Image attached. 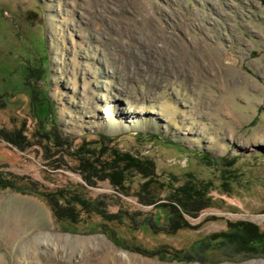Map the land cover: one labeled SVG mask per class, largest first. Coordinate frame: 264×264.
Masks as SVG:
<instances>
[{
    "label": "rangeland",
    "instance_id": "1",
    "mask_svg": "<svg viewBox=\"0 0 264 264\" xmlns=\"http://www.w3.org/2000/svg\"><path fill=\"white\" fill-rule=\"evenodd\" d=\"M0 130L27 139L0 138L21 182L0 183V264H264L224 237L264 232V0H0ZM113 148L154 162L159 203L192 181L211 206L178 218L79 161Z\"/></svg>",
    "mask_w": 264,
    "mask_h": 264
},
{
    "label": "trees",
    "instance_id": "2",
    "mask_svg": "<svg viewBox=\"0 0 264 264\" xmlns=\"http://www.w3.org/2000/svg\"><path fill=\"white\" fill-rule=\"evenodd\" d=\"M0 138L21 149H23L25 147L24 145L27 143V139L21 130L17 132H7L5 130H0ZM56 138L58 140L60 139L58 135ZM84 154L85 155L79 158L81 165H83V167L88 166V169H92L94 174H97L99 169L108 171L106 174L107 179L113 182V184L116 186H122L128 173L135 172L141 174L143 178H145V182L142 183L138 196L140 198L141 204L143 205L155 206V208L163 206L178 218L182 217L183 213L195 215L211 206L210 198L207 197V187L203 183H193L192 181H188L184 185L177 187L175 191L167 198V203L164 205L159 203L163 199L157 195V190L155 191L156 187L153 179L155 167L154 162L150 159L134 156L127 152L123 153L117 148L112 149L110 159H107L105 162L97 158L96 151L94 150L91 151V149H87L84 151ZM236 162L237 159L233 158L230 160L229 164L232 166ZM87 178H89V176H87ZM0 183L3 184L4 187H15L17 186L16 184L21 182L18 180H16V182H12L10 180L8 181V179H5L4 177H0ZM47 196L51 200V203L53 202L57 206L58 197L70 199L64 194V191L62 190L57 191L56 193H48ZM69 203L70 206L68 208H70L73 212H75L77 203L82 206H86L87 204L85 201H81L77 197H75L73 200H69ZM55 215L57 218H59L57 214ZM185 226L186 224L183 221V223L179 224V226L173 228L171 227V231L174 232L178 229L184 228ZM238 230H240L239 233H229L224 235V237L231 240V243H239L241 246L246 248L248 247L252 249V246L255 248L254 244L260 245L262 247V251H264V232H261L258 227L253 226L252 224L242 223L241 226L238 227ZM253 251L258 250L255 248ZM180 261H183V259Z\"/></svg>",
    "mask_w": 264,
    "mask_h": 264
}]
</instances>
